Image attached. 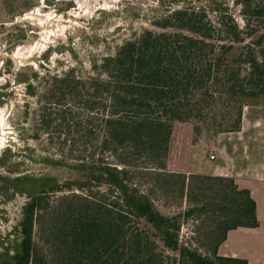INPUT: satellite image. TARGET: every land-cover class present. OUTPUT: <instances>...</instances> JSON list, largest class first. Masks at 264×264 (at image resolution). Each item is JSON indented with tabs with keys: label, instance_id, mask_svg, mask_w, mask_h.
I'll use <instances>...</instances> for the list:
<instances>
[{
	"label": "trees",
	"instance_id": "trees-1",
	"mask_svg": "<svg viewBox=\"0 0 264 264\" xmlns=\"http://www.w3.org/2000/svg\"><path fill=\"white\" fill-rule=\"evenodd\" d=\"M237 2L242 26L221 7L213 21L175 8L156 22L162 31L145 29L94 62L97 74L71 68L47 78L38 95L45 130L69 145L93 147L92 159L79 165L82 178L67 185L85 192L50 204L45 194L63 189L42 179L13 231L19 241L5 246V264H249L220 255L219 247L230 230L259 226L250 190L232 177L157 171L175 122H194L216 139L241 129L245 106L264 105V0ZM18 80L35 93L29 79ZM155 161L158 167L148 166ZM131 169L162 179L187 208L162 213L132 182ZM186 219L211 221L208 241L184 242Z\"/></svg>",
	"mask_w": 264,
	"mask_h": 264
},
{
	"label": "rangeland",
	"instance_id": "rangeland-1",
	"mask_svg": "<svg viewBox=\"0 0 264 264\" xmlns=\"http://www.w3.org/2000/svg\"><path fill=\"white\" fill-rule=\"evenodd\" d=\"M237 1L0 0V264L6 261L5 246L14 248L19 241L13 231L22 219L28 196L41 191L42 179H56L63 189L45 194L50 204L62 194L85 192L75 184V189L67 185L82 178L79 165L92 159L93 147L85 150L78 141L69 145L64 143L66 136L45 130L39 116L44 103L38 95L47 78L71 68L79 76L97 74L94 62L145 29L162 31L156 22L175 8L199 11L213 21L216 7H221L242 26L244 16ZM18 78L29 79L35 93ZM218 136L210 138L191 121L175 122L164 169L157 171L209 175L216 165V158L210 155L215 153ZM146 170L156 171L152 167ZM131 172L132 182L162 213L174 215L187 208L186 199L166 192L161 187L165 182L153 173ZM91 186L96 187L94 182ZM210 226L211 221L183 220L181 238L193 245L208 241Z\"/></svg>",
	"mask_w": 264,
	"mask_h": 264
},
{
	"label": "crops",
	"instance_id": "crops-1",
	"mask_svg": "<svg viewBox=\"0 0 264 264\" xmlns=\"http://www.w3.org/2000/svg\"><path fill=\"white\" fill-rule=\"evenodd\" d=\"M214 154L216 165L209 174L232 177L240 188L249 189L260 222L255 228L230 230L219 254L264 264V105L245 106L241 129L219 134Z\"/></svg>",
	"mask_w": 264,
	"mask_h": 264
},
{
	"label": "built area",
	"instance_id": "built-area-1",
	"mask_svg": "<svg viewBox=\"0 0 264 264\" xmlns=\"http://www.w3.org/2000/svg\"><path fill=\"white\" fill-rule=\"evenodd\" d=\"M210 157H211L212 159H214V158L216 157V155H215V154H211Z\"/></svg>",
	"mask_w": 264,
	"mask_h": 264
}]
</instances>
